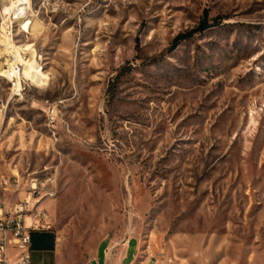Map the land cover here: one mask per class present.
Listing matches in <instances>:
<instances>
[{
  "label": "rangeland",
  "instance_id": "obj_1",
  "mask_svg": "<svg viewBox=\"0 0 264 264\" xmlns=\"http://www.w3.org/2000/svg\"><path fill=\"white\" fill-rule=\"evenodd\" d=\"M19 1L0 41L50 80L14 97L0 75V178L54 177L61 264L131 239L136 264H264V0Z\"/></svg>",
  "mask_w": 264,
  "mask_h": 264
},
{
  "label": "built area",
  "instance_id": "obj_2",
  "mask_svg": "<svg viewBox=\"0 0 264 264\" xmlns=\"http://www.w3.org/2000/svg\"><path fill=\"white\" fill-rule=\"evenodd\" d=\"M9 15L7 14V17ZM15 17V20L20 21L17 15ZM5 24L8 29L9 21ZM24 32L28 33L26 29ZM40 68L42 70L41 66ZM5 72L7 79L12 81L13 96L20 97L24 87L31 85V79L24 78V66L16 62L8 66ZM57 116L55 109L48 110L51 124L55 122ZM23 181L18 174L9 181L0 178V264H32V234L52 231L49 216L42 208V201L57 195L54 177L47 178L44 183L30 179L25 186ZM4 193L17 195L18 203L6 200Z\"/></svg>",
  "mask_w": 264,
  "mask_h": 264
},
{
  "label": "crops",
  "instance_id": "obj_3",
  "mask_svg": "<svg viewBox=\"0 0 264 264\" xmlns=\"http://www.w3.org/2000/svg\"><path fill=\"white\" fill-rule=\"evenodd\" d=\"M58 241L59 239L52 231L46 234H36L33 241L35 247L33 248L32 264H61ZM133 244H135L136 253L133 255L130 264H136L140 245L132 239L126 244L124 249H117L115 252H111L109 248L105 249L103 260L98 259L100 253L99 248L89 263L86 264H125L131 257L130 248ZM142 264H148V261Z\"/></svg>",
  "mask_w": 264,
  "mask_h": 264
},
{
  "label": "bare ground",
  "instance_id": "obj_4",
  "mask_svg": "<svg viewBox=\"0 0 264 264\" xmlns=\"http://www.w3.org/2000/svg\"><path fill=\"white\" fill-rule=\"evenodd\" d=\"M27 3H25L24 0H21L13 5L11 8V12H13L14 15H17L18 18H24L27 14L26 12ZM24 13V14H23ZM32 23L26 22L24 24V28L30 32ZM3 43V45L7 49H13V52L9 53V57L11 58L10 61H8V65H12L16 62L22 63L24 66V78L31 79V82L39 87L46 86L48 81L50 80L49 77L41 70L40 65L38 64V56L36 51L33 49V46L28 47H15L9 38H4L0 41ZM30 54V55H29ZM29 55V59L25 60L24 56ZM6 71V70H5ZM3 71L0 73L1 77H3L5 80L9 82L12 86L11 79H7V77L4 75L6 72Z\"/></svg>",
  "mask_w": 264,
  "mask_h": 264
},
{
  "label": "trees",
  "instance_id": "obj_5",
  "mask_svg": "<svg viewBox=\"0 0 264 264\" xmlns=\"http://www.w3.org/2000/svg\"><path fill=\"white\" fill-rule=\"evenodd\" d=\"M208 28H209V26H208V24H207V21H205V22L201 25V27H200V31H206ZM196 32H197V31H194V32L189 33V34H187V35H180V36L176 39L175 43L178 44V43H180V42H183V41H185V40H188L189 38L193 37V36L196 34ZM46 233H47L46 231H43V232H35V233H33V234H32V241H34L36 234H46ZM34 247H35V244L33 243V248H34Z\"/></svg>",
  "mask_w": 264,
  "mask_h": 264
}]
</instances>
